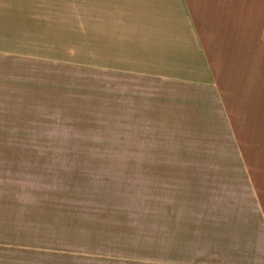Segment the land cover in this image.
Here are the masks:
<instances>
[{
    "label": "rangeland",
    "instance_id": "1",
    "mask_svg": "<svg viewBox=\"0 0 264 264\" xmlns=\"http://www.w3.org/2000/svg\"><path fill=\"white\" fill-rule=\"evenodd\" d=\"M38 1L7 0V28L36 24ZM59 1V23L67 24V0ZM56 5L45 0L50 35ZM143 15L160 18L162 11ZM58 32L54 58L45 45L49 56L42 60H7V91L0 93V263L180 261L171 234L181 228L177 179L184 158L169 157V126L154 124L169 105V85L88 66L83 46L67 49L66 29Z\"/></svg>",
    "mask_w": 264,
    "mask_h": 264
},
{
    "label": "crops",
    "instance_id": "2",
    "mask_svg": "<svg viewBox=\"0 0 264 264\" xmlns=\"http://www.w3.org/2000/svg\"><path fill=\"white\" fill-rule=\"evenodd\" d=\"M53 1L50 35L45 0L36 24L16 30L0 0V93L7 60H42L45 45L54 58L60 27L88 66L169 85L154 124L169 126V157L185 168L171 234L181 260L169 264H264V0H67V24ZM150 9L161 17L146 18Z\"/></svg>",
    "mask_w": 264,
    "mask_h": 264
}]
</instances>
